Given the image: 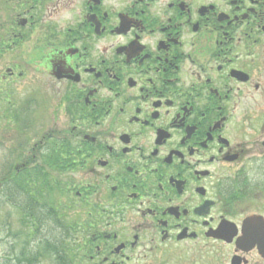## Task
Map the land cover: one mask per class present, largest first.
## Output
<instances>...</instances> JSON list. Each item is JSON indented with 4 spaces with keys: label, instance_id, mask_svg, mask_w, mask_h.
<instances>
[{
    "label": "flooded vegetation",
    "instance_id": "flooded-vegetation-1",
    "mask_svg": "<svg viewBox=\"0 0 264 264\" xmlns=\"http://www.w3.org/2000/svg\"><path fill=\"white\" fill-rule=\"evenodd\" d=\"M0 12L3 185L31 217L72 220L82 264H264V0Z\"/></svg>",
    "mask_w": 264,
    "mask_h": 264
},
{
    "label": "rangeland",
    "instance_id": "rangeland-1",
    "mask_svg": "<svg viewBox=\"0 0 264 264\" xmlns=\"http://www.w3.org/2000/svg\"><path fill=\"white\" fill-rule=\"evenodd\" d=\"M0 16H1V12H0ZM1 68H3V64H1L0 61V80H1ZM2 99L3 98L0 89V122H2L5 112ZM2 137H3L2 123H0V183H1V176H3L4 174V163L6 162V158L9 157L8 152L13 154L14 157L17 155L16 152L15 153L10 152L9 148L11 150L13 149L11 145L12 142H14L16 145L18 143L17 138L15 137H12L11 141H5V139ZM15 160H17V158L11 160V162H15ZM5 200L6 199L4 195H2L0 191V264H19L18 261L20 260L21 253L27 248H30V253L32 254V256L37 253L36 249L40 240L35 241L33 235H31V238H29L28 234L30 233V231L27 229L25 223L23 222L22 214L19 213L16 207H14V205L9 203V205L7 206ZM46 231L47 232H43V233L47 234V237L55 236L56 239H62L65 235L63 228H57L54 225V223L51 222H49L46 225ZM20 232H23L22 236H20L19 234ZM193 244L194 243H192L191 245ZM197 244H201V242ZM181 254L185 258L186 257L188 258L192 254V252L182 251ZM22 264L25 263L22 262ZM37 264H56V263L53 260L51 261L50 258H41Z\"/></svg>",
    "mask_w": 264,
    "mask_h": 264
},
{
    "label": "trees",
    "instance_id": "trees-1",
    "mask_svg": "<svg viewBox=\"0 0 264 264\" xmlns=\"http://www.w3.org/2000/svg\"><path fill=\"white\" fill-rule=\"evenodd\" d=\"M47 254H50L51 256L55 257L56 262H59V264H62V262H65L66 258L69 256L68 251H60V250H55L53 253L52 252H47ZM22 260H28L30 263H34L37 261V256L32 257V258H25L24 256L20 258L18 261L19 264H21L20 261Z\"/></svg>",
    "mask_w": 264,
    "mask_h": 264
}]
</instances>
